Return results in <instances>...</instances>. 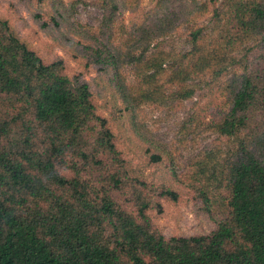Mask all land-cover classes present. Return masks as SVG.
<instances>
[{"label": "trees", "instance_id": "1", "mask_svg": "<svg viewBox=\"0 0 264 264\" xmlns=\"http://www.w3.org/2000/svg\"><path fill=\"white\" fill-rule=\"evenodd\" d=\"M132 1L100 0L103 17L94 55L106 47L119 4ZM205 14L208 30L201 22ZM146 17L131 24L124 41L129 46L148 45L187 26L189 48L169 63L170 82L183 83L205 70L217 78L230 66L241 69L227 87L229 105L215 125L236 142L215 228L164 237L144 213L146 202H140L135 216L112 198L109 188L91 189L76 163L69 176L60 174L57 166L65 163L67 150L84 160L89 153L94 163H100L98 156L117 162L112 133L95 111L87 82L77 74L67 76L60 57L42 61L0 17V97L19 108L17 118L31 115L45 137L40 152L30 149L27 136L21 140L26 151L6 149L3 140L14 119L0 115V264H264V0H152ZM213 30L217 34L207 39ZM247 40L254 42L255 52L246 58L250 47L239 57L232 55ZM118 54L105 62L115 67L117 60L143 55ZM132 100L137 97L125 99L130 117ZM24 129L31 134V125ZM90 132L93 154L86 139ZM109 178L116 188L118 179ZM160 193L174 198L170 190Z\"/></svg>", "mask_w": 264, "mask_h": 264}, {"label": "rangeland", "instance_id": "2", "mask_svg": "<svg viewBox=\"0 0 264 264\" xmlns=\"http://www.w3.org/2000/svg\"><path fill=\"white\" fill-rule=\"evenodd\" d=\"M151 3L133 0L127 6L119 4L111 33L104 39L106 47L98 56L92 45L100 39V0H0V17L42 61L60 57L67 76L77 74L87 82L95 111L112 133L117 162L98 156L100 163H94L89 153L84 160L67 150L65 163L57 166L59 173L69 176L71 163H76L91 189L109 188L112 198L135 216L140 202H146L144 213L164 237L207 234L222 216L220 201L236 149L233 137L219 134L215 125L229 105L227 87L241 69L230 66L217 78L205 70L191 74L183 83L170 82L169 63L189 48L186 25L152 39L148 45L142 42L129 46L124 42L131 24L147 18ZM207 16H202L201 22L208 25V30ZM216 34V30L209 31L207 39ZM253 43L243 42L233 48L232 55L239 57ZM251 49L246 58L255 52L254 47ZM127 50L143 55L138 60H117L115 67L105 62L119 56L118 51ZM162 56L165 60L157 67ZM146 59L155 68H149L148 63L145 67ZM154 69L158 72L149 76ZM183 90L190 94L182 96L179 93ZM135 96L137 100L130 101L134 104L130 117L125 99ZM18 114L17 106L12 108L5 97H0V115L14 119L3 140L6 149L26 151L21 140L27 136L32 151H43L44 134L31 115L17 118ZM26 123L32 126L31 134L24 129ZM92 138L90 132L86 139L93 154ZM111 174L119 181L116 188L111 186ZM164 190L172 191L174 198L162 195Z\"/></svg>", "mask_w": 264, "mask_h": 264}]
</instances>
